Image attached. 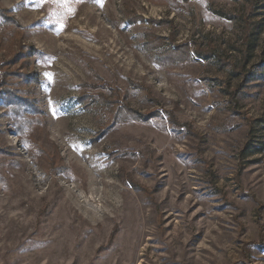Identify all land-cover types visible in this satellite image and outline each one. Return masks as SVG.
Wrapping results in <instances>:
<instances>
[{"label":"rangeland","instance_id":"1","mask_svg":"<svg viewBox=\"0 0 264 264\" xmlns=\"http://www.w3.org/2000/svg\"><path fill=\"white\" fill-rule=\"evenodd\" d=\"M0 7V264H264V0Z\"/></svg>","mask_w":264,"mask_h":264},{"label":"trees","instance_id":"2","mask_svg":"<svg viewBox=\"0 0 264 264\" xmlns=\"http://www.w3.org/2000/svg\"><path fill=\"white\" fill-rule=\"evenodd\" d=\"M17 21L12 16L7 15V10L0 7V49H5L7 46L13 44L19 45V50L16 53L13 52L14 59L10 60L13 62L15 59H19L20 56L25 55V58L29 53V48L22 43L17 35V30L13 27ZM253 31L251 29L250 38L252 37ZM9 61V59H8ZM16 70V69H15ZM25 73L19 70H10L8 63L3 61L0 57V96L11 109L15 122L19 127L20 131H25L27 121H38V113L35 110V103L30 99L29 95L23 88V83L29 78ZM60 162H52L53 169H60ZM116 229L113 232L115 235ZM112 242V238L110 240Z\"/></svg>","mask_w":264,"mask_h":264},{"label":"snow or ice","instance_id":"3","mask_svg":"<svg viewBox=\"0 0 264 264\" xmlns=\"http://www.w3.org/2000/svg\"><path fill=\"white\" fill-rule=\"evenodd\" d=\"M42 2H46V0H37V5L40 6ZM53 3H58L59 0H52Z\"/></svg>","mask_w":264,"mask_h":264}]
</instances>
